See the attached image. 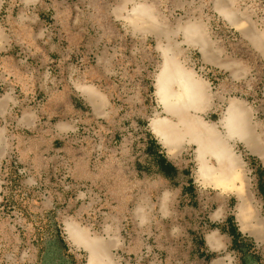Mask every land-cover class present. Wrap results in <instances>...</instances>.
I'll return each instance as SVG.
<instances>
[{
	"label": "rangeland",
	"instance_id": "rangeland-1",
	"mask_svg": "<svg viewBox=\"0 0 264 264\" xmlns=\"http://www.w3.org/2000/svg\"><path fill=\"white\" fill-rule=\"evenodd\" d=\"M175 1L0 0V264H89V246L97 264H264V172L244 144L236 153L259 229L241 232L237 191L220 194L238 239L212 217L220 190L198 200L185 189L174 202L177 184L161 180L155 165L153 153L166 152L151 126L162 116L154 87L160 46L214 91L227 85L247 99L264 131V57H254L256 90L241 92L245 81L205 66L199 47L177 35L182 22L199 20L247 57V41L218 15V0H191L193 10ZM235 1L264 30L263 0ZM144 2L156 3L168 23L162 45L151 28L128 20ZM122 3L128 8L108 14L107 4ZM192 158V150L179 156L185 186L196 176ZM211 233L221 247L209 244Z\"/></svg>",
	"mask_w": 264,
	"mask_h": 264
},
{
	"label": "crops",
	"instance_id": "crops-1",
	"mask_svg": "<svg viewBox=\"0 0 264 264\" xmlns=\"http://www.w3.org/2000/svg\"><path fill=\"white\" fill-rule=\"evenodd\" d=\"M173 1V0H172ZM222 2L228 9L232 10L233 13L236 15L237 23L233 24L231 23L220 11H217L218 15L222 17L231 27L235 28L239 33L244 37V40L247 41L249 45L250 52L247 57H242L236 54L235 51H231L226 43H222V41H216L213 39V37L209 36L207 31V26L205 27L204 23L199 20H190V24H196L201 28L202 34L205 35V39H200L199 36H196L194 40L198 43V45L193 44V42H189L187 40V37L184 35V32L177 28L179 33L178 36L183 34L184 43L188 46L193 47H199V45H203V43L207 42V50H208V56L206 57L205 54L202 53L201 49L199 50L202 58V63L209 67H217L222 70H224L226 73H228L229 77L232 81H245L241 92H251L253 93V90H256V84L257 79H250V76L253 74L255 68H259V62L256 61L254 57H264V30L259 28L257 20L254 18V14L250 12H244L241 11L237 5L235 0H218ZM264 1V0H263ZM176 4L183 5L184 7H187L190 10H193V7L189 4L191 3V0H176ZM257 2V0L255 1ZM253 3V5L255 4ZM151 6V10L154 11L157 17V22H136L139 24L141 28H151L152 31L149 32V34L154 35L158 43L163 44L164 38H167V36L162 32V29H164L163 25L168 24L166 22L161 21V17L159 15V9L158 5L156 3H148ZM107 11L108 14L111 16H116V13H118L119 9L122 7L123 10L126 7L125 3L120 4L116 8L111 7L109 4H107ZM176 5V6H177ZM216 8V3H215ZM110 12V13H109ZM123 19H125V15L123 16ZM128 20L131 23L132 18L129 17ZM188 21V20H187ZM187 21L182 22L180 26H184ZM168 29V28H165ZM177 35H174L175 37ZM179 38V37H178ZM162 54V52H161ZM170 55V53H169ZM171 56V55H170ZM163 57V63H164V56ZM173 58V56H171ZM174 60L177 61L179 64L178 59L174 56ZM181 69H188L181 64H179ZM261 68V67H260ZM259 68V69H260ZM191 70V69H190ZM193 71V70H192ZM193 73L196 74L197 77L203 80L204 87V93H203V99L202 102L198 105H190V104H177L178 107L181 106L183 110H185V114L189 115L190 121H196L198 124H200L201 129H203V132H200L199 134L196 133L192 134L193 137L190 134H186L183 136L182 134H179V130L182 126V123L179 122V114L176 113L178 108L174 107V114H169L165 111L163 108V105L160 103L158 96L156 94V80H155V94L156 98L158 100L159 106L162 110V116H167L174 120V148L171 149L167 143H165L156 132L153 131L157 139L160 141V143L163 145V147L166 149V152L163 155H159V157L155 160V165L158 168V165H160V171L158 173L161 176V180L167 179V181L171 184L172 181L168 179L169 174H171L172 170L165 173V170L161 168V166L165 165L166 163H171V154H174V184L176 187L174 188V202L178 200L180 193L183 192L188 186H185V178L184 174L186 172H189L186 170V164L181 159L179 160V156H181L184 151L186 150H192V156H193V162L196 163V170H195V179L190 180L187 185H191L193 183L195 192L197 195L198 200L204 197L206 194V190L214 189V190H220L218 192L217 196V202L216 207L214 208V212L212 213V217L214 220L222 221L223 223L227 220L228 217H230V214H225V203L221 201V193H224L225 191H229L228 189H225L222 186L213 185L210 183H205L203 180H201L198 177V169H199V161H198V150H199V143L205 142L208 144V151L207 152H201L200 153L205 156V158L208 160L209 164H212L214 166H220L219 160L215 156V152H213V141L218 139L220 140L225 146L227 145V149L229 153H233L235 156H237L240 166L242 168V159L240 156L236 153L237 145L240 143L244 144L246 148L249 150V153L251 154L252 158L259 159L261 162V166L264 169V131H259V125L256 121L255 117V109L252 106V104L247 100L244 99V97H240L238 95H235L234 90L230 88V86L222 85L220 89L213 90L211 84L202 76H199L196 71H193ZM158 75V73H157ZM241 85V86H242ZM175 90H182L181 84L175 83L174 84ZM263 97H264V90H263ZM176 97H174L175 100ZM231 102L235 104L236 112L239 114V116L242 118L244 116V127L247 130V137L251 140V146L247 144V142L243 141L242 139L236 137V136H230L229 130L225 122L223 121L224 113L228 110L229 106L231 105ZM243 111V112H242ZM179 134V135H177ZM204 151V148L202 149ZM256 156V157H255ZM258 160V161H259ZM223 163V161L221 160ZM176 181H179L176 183ZM240 187H243L242 181H238V184ZM244 188V187H243ZM237 191V190H232ZM171 192L168 190L166 194H164L162 202H167L169 198L171 197ZM236 220L239 222L238 229L240 231H252L253 229L258 230V225L254 226L255 221H251V230H244L241 226V223L238 219V215L236 216ZM255 227V228H254Z\"/></svg>",
	"mask_w": 264,
	"mask_h": 264
},
{
	"label": "bare ground",
	"instance_id": "bare-ground-1",
	"mask_svg": "<svg viewBox=\"0 0 264 264\" xmlns=\"http://www.w3.org/2000/svg\"><path fill=\"white\" fill-rule=\"evenodd\" d=\"M124 4V3H122ZM216 9L220 11L231 23L238 24L235 13L228 9L222 2H216ZM135 18L131 20L134 24L136 22L142 21L146 23L157 22L156 14L151 10V6L148 3H141L140 6L136 7L134 10ZM139 20V21H137ZM180 30L184 32L189 42L198 45L194 40L196 36L200 39H205V35L201 32V28L196 24H190V20L184 26H180ZM162 45V44H160ZM161 47V52L164 56V63L162 64L156 80V94L163 108L169 114H174V107L178 108L176 111L179 114V122L182 126L179 130V134L185 136L186 134H192L203 132L200 124L196 121H190L189 115L185 114V110L177 106V104H190L198 105L202 102L204 85L203 80L193 73L192 69H181L177 61L174 60L169 55V48ZM202 53L208 56L207 42L203 45H199ZM181 84L182 90H175L174 84ZM174 97L175 100H174ZM243 112V111H242ZM223 121L228 127L230 136H236L243 141L247 142L251 146V140L247 137V130L244 127V116L242 118L237 114L236 107L233 102L229 106L228 110L224 113ZM152 129L156 134L162 137L163 141L171 147L174 148V120L167 116H157L154 118L152 124ZM177 134V135H179ZM204 148V151L202 149ZM229 149V148H228ZM227 145L225 146L220 140L216 139L213 141V152L219 160L220 166H214L209 164L208 160L203 156L200 151L207 152L208 144L205 142L199 143L198 150V177L205 183H210L213 185L222 186L228 190H237L238 194V204H237V215L244 230H251V220L255 216V211L248 193L244 192V188L240 187L238 181L243 183L242 168L240 166L237 156L232 152L229 153ZM223 161V163L221 162ZM253 221V220H252ZM69 234L71 238L77 240V234L74 227H69ZM207 240L212 247L219 248L222 242L218 235L211 233ZM87 249L90 252V263L97 264V255L94 249L89 246Z\"/></svg>",
	"mask_w": 264,
	"mask_h": 264
},
{
	"label": "trees",
	"instance_id": "trees-1",
	"mask_svg": "<svg viewBox=\"0 0 264 264\" xmlns=\"http://www.w3.org/2000/svg\"><path fill=\"white\" fill-rule=\"evenodd\" d=\"M153 156H154L153 159H157L159 157V155L154 154V153H153ZM260 167H261L262 171L264 172V169L262 168V166H260ZM168 178L170 180H174V170L171 172V174H169ZM186 190L187 191H191L192 194H194L195 193V188H194L193 183H191V185L188 186L186 188ZM222 231L228 233L230 236L234 237L235 239L236 238L238 239V238H241L242 237V233L240 231H238L237 230V227L235 226L234 217H228L227 218V220L223 223ZM200 255L205 256L206 257V260H210V258L214 254L213 253H205V252H202V253H200Z\"/></svg>",
	"mask_w": 264,
	"mask_h": 264
}]
</instances>
